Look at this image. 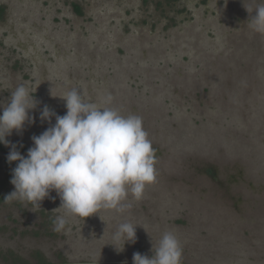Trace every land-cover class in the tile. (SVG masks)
<instances>
[{"label":"rangeland","instance_id":"374dc122","mask_svg":"<svg viewBox=\"0 0 264 264\" xmlns=\"http://www.w3.org/2000/svg\"><path fill=\"white\" fill-rule=\"evenodd\" d=\"M152 1L165 0H0V104L20 84L39 101L35 123L6 139L26 156L51 126L44 105L64 115L58 96L79 88L142 118L156 174L123 213L82 218L66 215L55 190L40 206L5 203L16 166L10 146L0 151V264H133L165 232L181 264H264V34L245 8L264 0H181L165 20ZM57 216L67 221L59 232ZM122 222L137 239L117 251Z\"/></svg>","mask_w":264,"mask_h":264},{"label":"clouds","instance_id":"9594fccd","mask_svg":"<svg viewBox=\"0 0 264 264\" xmlns=\"http://www.w3.org/2000/svg\"><path fill=\"white\" fill-rule=\"evenodd\" d=\"M245 8L250 14L249 27L264 34V3L254 9ZM253 11L255 14L251 15ZM58 97L65 100L66 114L58 115L44 105L40 119L51 126L31 137L33 146L28 148L26 156L6 137L14 130L21 133L26 122L35 123L29 110L36 109L39 101L20 84L11 91L9 102L0 104L3 109L0 143L11 148L7 161L18 162L10 181L14 191L4 197V202L16 200L40 206L50 191L55 190L66 215L85 218L101 208L123 213L131 207L125 203L129 193L140 200L146 185L156 179L155 150L142 118L98 106L85 99L79 88ZM111 101L108 95L103 103L108 105ZM66 222L63 216H57L53 221L54 231H61ZM136 226L131 222L118 225L112 237L117 251H122L126 242L135 243ZM121 240L123 247H116ZM152 251L151 257L133 253V264H181L182 246L172 232H165Z\"/></svg>","mask_w":264,"mask_h":264},{"label":"flooded vegetation","instance_id":"af4514ba","mask_svg":"<svg viewBox=\"0 0 264 264\" xmlns=\"http://www.w3.org/2000/svg\"><path fill=\"white\" fill-rule=\"evenodd\" d=\"M178 2H181V0H165V1L160 2V3H158L157 1H152V4H153V8H152L153 9V13L154 14H157V16L159 18H162L163 20H165V17H168L166 15V12L167 11H171L174 7H176L178 5ZM201 5H202V3H201ZM150 9L151 8L148 7V10H150ZM185 11H188V10L185 9ZM185 11L179 12V13L177 12V14L175 15V17L178 16V15L181 16L183 13H185ZM144 12H147V10H144ZM158 13H161V14L158 15ZM175 17H174V19H175ZM172 26L173 25L170 24V27H172Z\"/></svg>","mask_w":264,"mask_h":264},{"label":"trees","instance_id":"16d2710c","mask_svg":"<svg viewBox=\"0 0 264 264\" xmlns=\"http://www.w3.org/2000/svg\"><path fill=\"white\" fill-rule=\"evenodd\" d=\"M6 146L4 145V144H2V143H0V151H4V150H6ZM14 163H15V166L17 165V161H13ZM2 197V195H1V191H0V198Z\"/></svg>","mask_w":264,"mask_h":264}]
</instances>
